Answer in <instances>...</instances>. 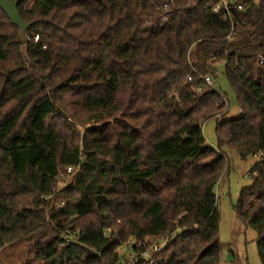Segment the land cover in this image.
Here are the masks:
<instances>
[{
    "label": "trees",
    "instance_id": "1",
    "mask_svg": "<svg viewBox=\"0 0 264 264\" xmlns=\"http://www.w3.org/2000/svg\"><path fill=\"white\" fill-rule=\"evenodd\" d=\"M216 1L22 0L29 58L0 7V249L121 264L125 240H166L159 264H227L215 189L228 147L263 155L236 210L264 264V0H237L232 22ZM219 67L241 112L217 121L215 148L202 125L226 103L197 87Z\"/></svg>",
    "mask_w": 264,
    "mask_h": 264
},
{
    "label": "rangeland",
    "instance_id": "2",
    "mask_svg": "<svg viewBox=\"0 0 264 264\" xmlns=\"http://www.w3.org/2000/svg\"><path fill=\"white\" fill-rule=\"evenodd\" d=\"M216 77L215 86L226 95L229 104L220 112L218 119L206 120L202 127L206 142L218 148L217 121L237 118L241 109L237 94L221 67H219ZM226 110L229 112L224 114ZM224 151L229 160L226 162L222 179L215 189L220 212L219 238L223 244L222 258L227 261V264H263L258 252L257 231L244 224L236 210L239 198L243 193L242 190L252 183L253 176L250 174V170L259 158L256 156L247 159L241 158L239 153L228 147ZM70 182L72 179H68L66 184L68 185ZM25 251L26 246L23 244L18 248L0 249V264H21Z\"/></svg>",
    "mask_w": 264,
    "mask_h": 264
},
{
    "label": "built area",
    "instance_id": "3",
    "mask_svg": "<svg viewBox=\"0 0 264 264\" xmlns=\"http://www.w3.org/2000/svg\"><path fill=\"white\" fill-rule=\"evenodd\" d=\"M169 4L164 5V9H168ZM212 11L218 13L221 12L224 16L225 22H232L236 14L244 11V6L242 3H238L237 0H217L214 4L209 5ZM228 35L227 38H230ZM260 63L264 64V58H261ZM192 80V76L188 77ZM216 78L210 74L203 76V84L197 87V91H202L204 88H208L210 91H216L223 95L226 106H228L229 101L226 95L215 86ZM259 159H263V155L259 154L257 156ZM75 166H68L65 172H60L56 176L57 180V190H61L67 187L66 181L72 178ZM64 204V201L58 203V206ZM112 231V228L108 226L104 235L108 236ZM71 242V238L66 239V243ZM65 242H62L63 245ZM166 240H161L158 242H146L144 239L138 240L135 238H129L122 243L119 249V257L121 264H159L163 261L160 253L166 245Z\"/></svg>",
    "mask_w": 264,
    "mask_h": 264
},
{
    "label": "water",
    "instance_id": "4",
    "mask_svg": "<svg viewBox=\"0 0 264 264\" xmlns=\"http://www.w3.org/2000/svg\"><path fill=\"white\" fill-rule=\"evenodd\" d=\"M22 0H0V7L6 14L11 18L12 22L20 30V41L23 43L22 49L27 58H29V49L27 39V30L30 28L32 23L26 21L23 16H21L19 11V5ZM256 5H259L261 0H254Z\"/></svg>",
    "mask_w": 264,
    "mask_h": 264
},
{
    "label": "crops",
    "instance_id": "5",
    "mask_svg": "<svg viewBox=\"0 0 264 264\" xmlns=\"http://www.w3.org/2000/svg\"><path fill=\"white\" fill-rule=\"evenodd\" d=\"M226 263H227V261H226Z\"/></svg>",
    "mask_w": 264,
    "mask_h": 264
}]
</instances>
